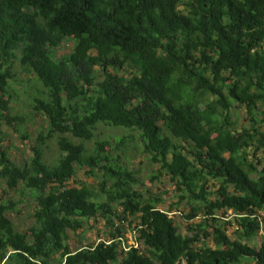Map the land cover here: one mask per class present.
<instances>
[{
    "label": "trees",
    "instance_id": "trees-1",
    "mask_svg": "<svg viewBox=\"0 0 264 264\" xmlns=\"http://www.w3.org/2000/svg\"><path fill=\"white\" fill-rule=\"evenodd\" d=\"M16 62L44 88L28 107L48 124L21 164L1 145L3 127L23 120L10 106ZM258 105L264 0H0V180L35 200L24 231L7 216L11 199L0 201V263L264 264ZM235 107L246 110L250 126H233ZM99 124L137 133L114 139L115 148L137 137L169 175L189 207L186 234L157 207L163 199L135 190L137 171L110 157L108 140L88 149L67 136L89 141ZM55 134L61 155L48 164L44 146ZM76 168L101 172L102 201L86 185L67 184ZM97 218L106 237L71 250L67 231ZM126 228L142 249L123 245Z\"/></svg>",
    "mask_w": 264,
    "mask_h": 264
},
{
    "label": "rangeland",
    "instance_id": "rangeland-1",
    "mask_svg": "<svg viewBox=\"0 0 264 264\" xmlns=\"http://www.w3.org/2000/svg\"><path fill=\"white\" fill-rule=\"evenodd\" d=\"M72 42H66L61 47V53H66L71 49ZM13 71L16 73L15 80L10 81V93L13 95L14 101L10 102L11 114L23 117L22 122H14L12 127H3L4 136L1 145L7 149L9 158L17 163L21 164L25 159L31 156L30 146L33 145L39 134L45 135L47 132L48 124L46 119L40 114H34L28 107L30 98L37 94V89L44 94V88L37 82L33 75H27L22 71L18 62L15 63ZM132 69L128 66H123V73H129ZM264 110L262 105H258V108L254 110L258 119L263 116L261 111ZM230 120L233 126L240 130L244 127L251 125V119L246 110L242 107H235L230 114ZM260 129L264 130V123L259 122ZM17 128L19 133H16L14 129ZM25 133L26 138L23 139L21 134ZM125 135H137L136 132L129 131L124 127L105 126L102 124L97 125L94 131V136L89 141H83L80 139L72 138L67 135L74 143H84V145L91 149L95 142L100 140H108L110 142V157L118 161L121 167H126L131 171H137L136 178L138 183L134 186L135 190L142 194L143 198L149 196H157L163 199L162 203H158L157 207L163 210H169V216L173 218L174 224L177 226L178 232L186 234L187 221L185 214L189 211V207L185 199H179V192H177L174 182L170 179L164 170L160 169L157 164L150 162L142 152V145L139 139L136 137L134 140H127L125 147L115 148L114 139H118ZM59 135L55 134L51 139L46 140L44 146V159L48 164H54L58 157L61 155L57 147V139ZM261 159H264V151H259L256 155ZM248 159L252 160L251 155H248ZM160 171V172H159ZM102 174L99 171H95V174H86V170L82 168H76L75 175L68 180L69 186L86 185L91 189L99 193L98 201H102L104 198L99 191V183L102 181ZM209 187L211 190L218 188V183L209 181ZM15 204L12 211L7 212L8 218L13 222L15 228L19 231H24L28 228L32 222V213L35 207V200L31 196V192L18 187L17 190H8L4 185V182L0 180V201H8ZM231 214V211H228ZM130 220L128 218L127 222ZM194 221H199V218H195ZM104 221L101 218L89 220L83 229H79L76 232L67 231V244L71 250H76L80 246L88 245L96 242L99 239L106 237V228H104ZM126 227V226H125ZM231 233V231H228ZM259 235L264 236V228L260 231ZM211 247L214 246L210 240L206 241ZM123 245H135L140 249L143 245L137 243L133 233L126 228L125 238L123 239ZM54 258L57 260L58 255ZM0 264H13V261L6 260ZM241 264H249L242 262Z\"/></svg>",
    "mask_w": 264,
    "mask_h": 264
}]
</instances>
